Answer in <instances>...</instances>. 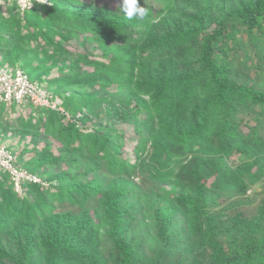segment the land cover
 <instances>
[{
    "label": "trees",
    "instance_id": "trees-1",
    "mask_svg": "<svg viewBox=\"0 0 264 264\" xmlns=\"http://www.w3.org/2000/svg\"><path fill=\"white\" fill-rule=\"evenodd\" d=\"M53 1L50 6L37 2L25 13L46 8V25H33L27 36L36 47L30 40L26 47H16L22 34L19 16L18 30L3 27L9 36L0 40L16 58L31 50L47 56L52 51L66 54L73 60L68 71L65 66L60 69L66 78L64 88L49 92L62 96L82 124L36 107L49 114L52 127L55 120L67 122L59 127L71 150L68 156L49 151L27 167L50 185L25 182L24 199L14 193L10 175L0 170V183L11 187L1 186L5 200H0V232L17 227L27 234L15 253L5 255L17 264H32L30 226L39 213L54 210L47 200L57 196L69 210L48 219V228L39 237L51 252V264H108L109 257L116 264H264V202L252 216L240 208L251 183L264 176V87L249 74L252 68L264 69V0H139L149 15L133 20L124 18L120 0ZM6 4L21 14L16 2ZM234 27L256 50L252 66L238 54L243 41L232 47L227 43V32ZM38 36L44 44L36 40ZM77 37L85 40L86 52L71 55L67 47ZM37 81L47 90L53 82L49 77ZM103 104L105 111L96 110ZM105 116L131 124L136 136L129 141L133 151L147 150L148 159L123 158L124 147L103 124ZM94 118L97 124L87 125ZM31 123L28 117L27 126ZM82 156L86 173L94 175L89 181L73 180L67 173L40 174L46 165L73 164ZM139 171L155 181L190 188L187 193L166 191L184 220L177 229L156 210L161 246L153 257L128 237L138 213L127 202L133 193L129 186ZM107 179L113 181L104 211L111 241L105 256L98 229L101 219L90 210L100 204L96 196L103 193ZM56 181L58 185L53 184ZM235 194L238 198L233 200ZM233 206L236 211L227 214Z\"/></svg>",
    "mask_w": 264,
    "mask_h": 264
},
{
    "label": "rangeland",
    "instance_id": "rangeland-1",
    "mask_svg": "<svg viewBox=\"0 0 264 264\" xmlns=\"http://www.w3.org/2000/svg\"><path fill=\"white\" fill-rule=\"evenodd\" d=\"M116 0H108V2L113 3ZM42 4L46 6L54 5L53 0H45ZM46 8L44 7H36L32 11H34L31 15H18L16 8L12 5L6 4V1H3L2 5H0V37L7 38L9 35L7 29H12L13 31L18 30V16L19 22H21V38L16 40V47L27 44V40H30L27 36L30 30H32V26L42 23L46 25V21H44V17H46ZM35 29V28H33ZM239 27H234L233 29L227 32V43L230 47L237 45V40L243 41L244 48L238 51L240 57H244L247 59L248 63L251 65L253 64L254 60V53L256 50H253V45L249 43L250 39L246 34L240 33ZM36 40L39 43L44 44L43 40H41L40 36H38ZM58 37H56L57 39ZM244 38V39H243ZM33 41V42H32ZM85 41V40H84ZM82 38H73L70 44H68V49L70 50V54L74 55L76 53H85L86 48ZM15 42V41H14ZM30 42L36 47V41L30 40ZM92 40H89L88 46ZM92 44V43H91ZM239 46V45H237ZM264 50V45L261 46ZM52 50V49H51ZM100 50V49H98ZM31 50H28L26 53H22L23 55L16 58L14 57L10 50L5 47L4 40H0V62L4 65H10L12 67H21L26 73L34 79V80H41V78H48L53 80L51 86L48 85V91H54L57 88H64L66 78L61 73V70L65 66V70L69 68V64L74 63L72 59L67 60L64 56L66 54L54 55L52 52L49 54L52 59L48 60L49 56L47 54H38V53H30ZM69 55V54H68ZM70 56V55H69ZM243 58L238 62H242ZM252 66V65H251ZM67 67V68H66ZM50 71V72H49ZM51 76H48L50 75ZM242 74H244L242 72ZM249 74L251 80H255L259 85V87H264V69L262 70H249ZM242 76V75H241ZM246 77V76H245ZM243 75V79H246ZM46 85V83H44ZM111 90H116L115 87H110ZM65 94L72 95L70 89H63ZM51 93V92H50ZM62 98L60 95H57ZM96 110L98 111H105L106 104L102 106L96 105ZM95 106V107H96ZM63 110L64 113H61L66 116L67 121L75 122L77 121L78 124H82L81 120L77 117H73L70 109H67L63 103ZM71 108H73V104H71ZM67 113V114H66ZM30 117L32 119L31 125L27 126L26 119ZM43 117V118H42ZM77 119V120H76ZM95 120L97 118H94ZM49 114L40 112L35 106H23L20 108H16L15 105H6L0 104V144L6 145L12 153L16 156V162L19 167L28 170V166L33 165L36 161L40 158L43 159L49 151H52L53 154L58 155L60 153L69 154V146L66 145L64 140L62 139L61 129L59 126L63 125L65 122H60L58 120L54 121V125L49 123ZM62 121V120H61ZM64 121V120H63ZM104 125H106L107 130L109 133L111 132L116 140L119 141L120 145L124 147L123 149V158L128 159V161H138L148 159L149 152L145 150L144 152H135L133 151V145L131 142L134 139L135 133L134 128L129 123H123L120 120H114L111 117H104L102 121ZM97 124V120L88 121L87 125ZM64 125V126H65ZM124 133V138H123ZM150 146V145H149ZM73 151V150H72ZM138 155H141L139 157ZM235 158L233 157L232 161ZM231 161V162H232ZM62 165V168L60 166ZM234 165V164H233ZM88 169L87 164L85 165V156L82 158H78L77 161L74 163H66V162H58L52 165H46L43 170L40 171V174H48V173H56L62 174L67 173L69 177L73 180H77V177H80L78 180L86 182L93 178V174L91 172L86 173ZM40 178L43 179L42 176L38 175ZM132 182L129 186V190H133L132 194H128V204L134 205L137 208L138 213L134 219V223L130 224V232L128 237L134 245H138L142 247L145 253L148 256H155L156 251L158 250L161 245L160 238L158 236V229H157V221L156 219V210H159L160 213H163L164 217L166 216V220H172V226L174 225L175 228L178 229L179 225H182L184 220V213L178 207L177 202L174 198L170 197V195H165L166 191L174 190L175 192H184L190 191V188L175 186L174 183H161L159 181L153 180L151 175L147 173H142L141 171L137 172L131 178ZM108 183H106V187L103 193H98L96 198L100 200L98 207L96 210L92 209L90 212L93 214L94 217H100L101 223L99 225V236L101 239V250L106 255H108V250L110 249L111 241L108 238V222L106 220V215L104 214L105 211V203H106V195L109 192V188L112 186L111 179H107ZM0 181H3L0 180ZM59 182H54L53 184L58 185ZM178 183V182H177ZM45 186H49L50 182L44 180ZM11 188L10 184L5 181V183H0V200H5V194L2 190ZM34 193L33 191H30ZM14 193L22 199L25 198V191L24 189L17 191L15 189ZM178 193V192H177ZM242 197V195L240 194ZM246 204L241 205L240 208H243L247 215L252 216L258 213L261 204L264 202V176L261 177L255 183H251V186L248 188L246 192ZM238 196L235 194L232 196V199H237ZM47 200L48 203L54 205V210H46L43 214L39 213V217L33 219V225H31V232H30V239L33 242L30 244L32 247L31 250V260L32 264H51V252L47 248L45 242L39 239L40 234L46 231L48 228V219H52L54 214L62 213L69 210L68 205L60 204L57 200L59 199L57 196L50 197ZM34 202L36 198H33ZM40 207L43 206L40 203ZM87 209V208H86ZM89 209V208H88ZM236 208L231 207L230 210H227V214L234 213ZM159 213V214H160ZM41 214V215H40ZM186 214V213H185ZM228 224V223H227ZM9 228L8 230H4L0 232V250H2L0 255V264H17V261H13L8 258L5 254L8 253H15L17 251V246L19 245V241H24V236L27 235L21 231L20 229ZM23 235V236H22ZM25 254L20 255L17 254V257H23ZM61 264V263H60ZM108 264H116V260L113 257H109Z\"/></svg>",
    "mask_w": 264,
    "mask_h": 264
},
{
    "label": "built area",
    "instance_id": "built-area-1",
    "mask_svg": "<svg viewBox=\"0 0 264 264\" xmlns=\"http://www.w3.org/2000/svg\"><path fill=\"white\" fill-rule=\"evenodd\" d=\"M16 2L19 12L24 15L34 5L45 0H0V3ZM0 101L19 105L31 104L64 113L63 100L53 96L39 81L32 79L21 67L11 68L0 62ZM67 114V113H66ZM0 170L6 171L14 189L20 191L25 182L44 184V180L27 169L19 167L16 156L6 146L0 144Z\"/></svg>",
    "mask_w": 264,
    "mask_h": 264
},
{
    "label": "clouds",
    "instance_id": "clouds-1",
    "mask_svg": "<svg viewBox=\"0 0 264 264\" xmlns=\"http://www.w3.org/2000/svg\"><path fill=\"white\" fill-rule=\"evenodd\" d=\"M119 10L126 20L143 19L149 15L145 6H140L139 0H120Z\"/></svg>",
    "mask_w": 264,
    "mask_h": 264
}]
</instances>
